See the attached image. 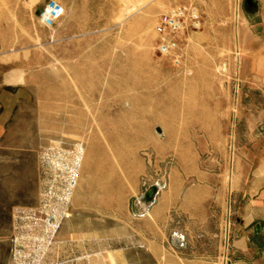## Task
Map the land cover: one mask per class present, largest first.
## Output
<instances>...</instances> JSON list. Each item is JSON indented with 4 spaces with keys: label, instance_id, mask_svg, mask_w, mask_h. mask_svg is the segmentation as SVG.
<instances>
[{
    "label": "rangeland",
    "instance_id": "obj_1",
    "mask_svg": "<svg viewBox=\"0 0 264 264\" xmlns=\"http://www.w3.org/2000/svg\"><path fill=\"white\" fill-rule=\"evenodd\" d=\"M47 1L0 0V88L33 91L0 139V264H12L14 211L34 206L79 148L52 264H264V238L239 243L236 193L240 161L252 176L264 154L254 0H55L70 12L51 28L38 19ZM80 3L89 13L74 24ZM178 4L196 6L201 26L177 63L157 52L154 27ZM203 185L213 193L198 204L190 192ZM163 196L182 208L152 214Z\"/></svg>",
    "mask_w": 264,
    "mask_h": 264
},
{
    "label": "built area",
    "instance_id": "obj_2",
    "mask_svg": "<svg viewBox=\"0 0 264 264\" xmlns=\"http://www.w3.org/2000/svg\"><path fill=\"white\" fill-rule=\"evenodd\" d=\"M64 8L55 0H48L39 11L38 19L47 28L53 27L63 16ZM201 26V15L192 4H178L161 13L154 32L156 50L179 62L180 43L184 35ZM72 159L63 169L60 179L49 181L32 207L17 208L13 214L11 235L12 264H52L50 252L63 223L71 216V200L77 185L82 160L81 148L71 151Z\"/></svg>",
    "mask_w": 264,
    "mask_h": 264
},
{
    "label": "crops",
    "instance_id": "obj_3",
    "mask_svg": "<svg viewBox=\"0 0 264 264\" xmlns=\"http://www.w3.org/2000/svg\"><path fill=\"white\" fill-rule=\"evenodd\" d=\"M255 8L260 11V19L257 22H254L252 27L264 29V0H254ZM70 8L64 10L65 13L69 14ZM75 12L77 16L73 20V23H78L79 19L82 18L81 13H89L88 10H83L82 4H75ZM110 13L112 15V11H106V14ZM112 17V16H111ZM77 18V19H76ZM109 22V27L105 26L101 30L105 31L107 34L108 30L112 29V20ZM63 23L65 21L63 20ZM69 23V22H68ZM72 23V24H73ZM101 26V25H100ZM65 26H63L64 28ZM68 27L75 28L76 25H68ZM100 30V31H101ZM73 31V30H72ZM74 32V31H73ZM96 76V73H93ZM33 94L32 89L20 86V87H11V86H2L0 88V139L3 137L5 133V129L7 123L9 121L10 116L12 115L15 106L25 103L31 99V95ZM238 172H239V182L237 184V196L240 201V206L238 208V217H239V235H241L240 242H246L247 235L252 232L256 236H260L264 238V154H261L260 158L257 160L254 168L252 169V176H249V164L246 162H241L239 164ZM251 177V178H250ZM213 188L210 185H203L197 187V189H192L190 195L197 194L202 192L201 201L198 204H202V199L205 200L203 194H207L205 196H209L212 192ZM219 192V191H218ZM222 203L224 204V187H222L221 192ZM217 198V197H216ZM148 203V202H146ZM156 206H153L150 212L153 213H164L167 214L174 209L182 208L183 203H179L175 197L163 196L158 198L156 202ZM202 206V205H201ZM203 208V207H202ZM200 214L207 215V212H201ZM161 218V216L159 217Z\"/></svg>",
    "mask_w": 264,
    "mask_h": 264
},
{
    "label": "water",
    "instance_id": "obj_4",
    "mask_svg": "<svg viewBox=\"0 0 264 264\" xmlns=\"http://www.w3.org/2000/svg\"><path fill=\"white\" fill-rule=\"evenodd\" d=\"M150 191H153L152 195L149 194ZM156 191H157V187L156 186L149 187L148 190L141 197V200L144 201V202H149L154 197Z\"/></svg>",
    "mask_w": 264,
    "mask_h": 264
},
{
    "label": "bare ground",
    "instance_id": "obj_5",
    "mask_svg": "<svg viewBox=\"0 0 264 264\" xmlns=\"http://www.w3.org/2000/svg\"><path fill=\"white\" fill-rule=\"evenodd\" d=\"M153 191H150L149 194L152 195Z\"/></svg>",
    "mask_w": 264,
    "mask_h": 264
}]
</instances>
